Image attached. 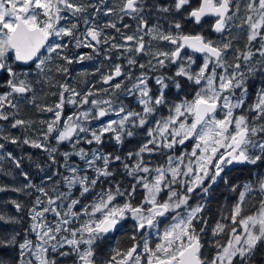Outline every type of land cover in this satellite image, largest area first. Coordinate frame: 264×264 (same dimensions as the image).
<instances>
[{
	"label": "snow or ice",
	"instance_id": "obj_1",
	"mask_svg": "<svg viewBox=\"0 0 264 264\" xmlns=\"http://www.w3.org/2000/svg\"><path fill=\"white\" fill-rule=\"evenodd\" d=\"M150 12L182 13L201 29L211 18L217 38L202 30L185 31L181 21L166 16L150 24L145 15ZM98 15H116L117 20L99 24ZM125 17L135 21L131 34L126 30L133 25L124 23ZM106 29L114 30L119 41ZM242 32L243 49L235 46ZM165 42L167 50L159 47ZM70 45L91 51L70 52ZM113 52L117 60L126 59L127 71L113 63L107 72L97 67L92 73H99L96 83L107 87L91 84L81 91L68 82L73 78L69 66L98 56L112 61ZM141 56L145 62L138 60ZM173 66L171 74L164 71ZM135 69L139 74L134 76ZM258 75L264 76V0H198L195 5L192 0H118V6L109 0H0V87L6 89L0 93V121L26 132L41 126L36 138L23 139L0 126V141L42 150L49 167L58 165L57 153L63 157V164L37 185L23 171L25 157L0 142V175L12 176L3 167L7 161L26 182L0 184V193H36L27 206L17 199L3 201L18 214L27 208L29 223L19 229L20 215L0 212V264H58L68 257L72 264H257V256L264 257V86L251 93V101L249 89ZM37 86L41 92L45 86L57 88L50 93L57 100L37 103ZM172 90L177 99L169 98ZM121 96L136 98L140 110L126 107ZM24 102L51 118H19ZM66 106L73 109L67 115ZM111 116L117 118L104 119ZM93 121L100 123L93 126ZM137 135L144 139L135 150H104L106 140L123 146ZM189 140L194 141L190 151L182 147ZM65 143L71 150L60 152ZM81 144L96 147L86 150ZM155 155L164 162L146 159ZM73 156L83 168L71 161ZM117 165L131 178L127 186L114 180ZM237 166H250L251 175L230 182L229 173ZM61 167L69 174L63 175ZM221 182L236 199L219 210L210 226L208 197ZM141 189L145 194L134 202ZM193 195L199 199L190 204ZM129 219L133 244L101 254L99 242ZM162 221L167 222L163 228ZM151 231L158 240L154 244L145 236ZM208 233L213 239L202 242ZM10 249L17 252L11 260L6 256Z\"/></svg>",
	"mask_w": 264,
	"mask_h": 264
},
{
	"label": "flooded vegetation",
	"instance_id": "obj_2",
	"mask_svg": "<svg viewBox=\"0 0 264 264\" xmlns=\"http://www.w3.org/2000/svg\"><path fill=\"white\" fill-rule=\"evenodd\" d=\"M77 2H80V0H77ZM83 2L84 3L97 2V0H83ZM151 2H152V0H149V3H151ZM156 2L162 3V4H171L173 2V0H156ZM109 3L117 4V6H118V0H109ZM197 3H198V0H192L193 5H195ZM186 11H187V8L184 10V12H186ZM90 12H91V10H90ZM145 15L148 18L150 24L155 22L157 16H166L168 19L174 18L176 20L181 21V23L184 26L185 31L196 32V31L202 30L206 36L212 37L214 39L217 38L216 34L210 30V24L212 23L211 18H205V20L203 21V28L201 29V26L195 25L191 20H186L182 13L172 12L169 14H155V13L150 12V13H146ZM102 17L108 18V20H106V23H108L109 21H116L117 20L116 15H112V16L98 15L95 19L99 24L105 23V21ZM124 23L133 25V28H129V30L134 29L135 21H133L132 19L125 17ZM160 23L163 25V27L165 29L168 28V24L165 20L161 19ZM118 26H120V25L118 24ZM233 31L235 33L237 30L234 29ZM65 39L67 40L68 38H65ZM148 39H149L148 37H145V40H148ZM239 40H243V44L241 45V47H239V48L243 49L245 46V42H246V34L242 32ZM155 43H157V42L153 41L154 47H155V45H154ZM237 43H238V41L235 42V46ZM256 46L258 47L259 45L257 44ZM159 47L167 50V48L170 46L167 45V43L165 42V43L159 44ZM75 51L87 53V52H90L91 50L87 49V48H81L79 50H75V49H72L71 45H70V52H75ZM257 58H259V57H257ZM146 59L147 58L143 57V56L138 57V60L140 62H145ZM114 60H115L114 63H120V61H121L120 64L125 65V71H127L125 59L122 58L120 60H117L116 58H114ZM200 63H201V57L197 56V65H199ZM112 64L113 63H110V61L105 60L103 58V56L95 57L93 60H85L83 63H74L73 65L69 66L73 78L69 79L68 82L70 84H72L73 87H76L77 90H81V91L86 89L87 87H89L91 84H96L97 88H100L102 86L107 87V85H101L99 83H96L98 80V77H99V73H97L95 75H92V73H95V70L97 67H99L102 72H107L111 69ZM83 66H86L85 72L88 73V75L84 76V77H81L79 75V77H81L83 79H80L79 81H77V78H78L77 72L82 70ZM20 68L21 69H27V68H23V67H20ZM33 68H34V66H33ZM164 71L168 74H171L172 72L175 71V67L173 66L172 68L164 69ZM137 74H139V69L134 70V76ZM157 74H159V73H157ZM56 79L60 80L62 82L64 78L57 74ZM150 84L154 85V81H150ZM260 86H264V76L258 75L254 80H252L250 82V89H249L250 90V96H249L250 101L253 99V97L251 96V93L254 92ZM153 90H155V88ZM5 91H6V89L4 87H0V93H3ZM57 91H58L57 88L49 89L45 86L44 92L49 93L47 96H45L44 92L40 91V86H37V92H40L41 97L43 98V101L41 102L42 104L51 105L52 100L56 101L57 97L51 95L50 93L51 92H57ZM188 91L190 92L191 89H188ZM101 95L103 96L104 94L102 93ZM168 95H169L170 99H177V93L174 90L170 91L168 93ZM179 95L183 96V93H181ZM121 99L123 101H125V100L130 101L132 103V106L135 108V110H140L136 98L121 96ZM9 111H11V110L9 109ZM161 114L167 115L166 110H162ZM19 118L26 119V120L38 121L41 119H45L46 114L42 113V112H38L36 110V108H30L29 105L26 102H24L23 104L20 105ZM105 118H107V117H105ZM99 123H100L99 121H93V126H97ZM0 124H2V121H0ZM40 127L41 126L39 124L33 125V129H39ZM33 129L28 130L27 132L29 133ZM5 131L11 133L13 136H18L21 139H23L25 137V134H26V131L23 128H16V129L11 128L9 122H7V128ZM139 131L141 133L143 132L142 129ZM0 142H4V141H0ZM4 143L6 144V150L11 151L17 157H25L24 153L26 150H30V151L34 152L35 154L37 152L40 153V155L36 154V156L38 157L37 159L28 160L27 158H25L23 160V164H27L26 166L31 165L35 168L36 174H33L34 169H32V168H30L29 172L31 173L30 176L34 180H36L38 183L42 181V178H44L48 175H51L50 173H44V170L49 168V166H48L49 161H48V154L47 153L43 152L42 150H38L36 148H31L28 145H23L24 149L22 152H20L23 154H20L17 151H15V145L8 144L6 142H4ZM105 144H108L107 140L105 141ZM139 144H140V141H138L137 147L139 146ZM192 146H193V142L188 141L182 147H183V149L190 151ZM94 147H96V146L95 145L87 146L88 149L94 148ZM87 148H86V150H87ZM105 148H106V146H104V149ZM176 151H177V154H179L181 149L178 148ZM73 159H75L77 161H81L79 158H76V157ZM146 159H150L153 162V164H162L164 162V158L160 155H155V156H151V157L146 156ZM37 164L41 165V167L44 170L41 171L40 169H38L36 167ZM3 167L6 170L12 171V176L0 175V183H5V182L9 183L10 181L23 182V180H24L23 177L19 175V172L18 173L15 172L14 166L10 162H7V161L3 162ZM52 167H53V169H52V172H53L55 170V168H57V165L52 166ZM249 168H250V166H237V168L235 170H233L231 173H229V180L232 182V181H238V179H241V178H245V180L248 179L249 176L251 175ZM243 172H244L245 177H238V175H241V173H243ZM13 177H15V179H13ZM54 179L57 180V177H54ZM211 192H212V189L210 191V194H211ZM220 192H221V190L216 192V193H218V194H216V198H215V199H217L216 205L212 209L210 207H208V209L206 208V215L209 217V225L210 226L212 224H214V222L219 218V216H218L219 210L221 208H224V207L230 205L236 199L235 194L229 192L228 190L222 191L223 194H219ZM142 193H144L142 189L138 190V192H137V194H139V196H141V197L145 194V193L144 194H142ZM35 195H36V193L34 192V190L32 192V196H28V195H25L22 193H14L11 191H9L8 194H0V212H7L9 215H20L23 219V224H21L19 226H15V227H17L19 229L25 228V227H27V225L29 223V219L27 216V208H25L24 212L18 214V213H16L15 208L11 204H4L3 201L10 200V199H17L18 201L22 202L23 204H25L27 206V205H30L32 203V200L34 199ZM198 199H199V197L193 195V199L190 200L189 203L195 204L198 201ZM166 223H167L166 221H162L161 228H163ZM132 224H133V221L131 219L124 221L122 223V225L119 226V228L116 231L109 233L103 240H101L99 242V250L98 251L101 254L106 255L113 248L118 247L121 250H126L127 248H129L133 244V241L131 239V235H132V231H133L132 227H131ZM9 227L11 228L14 226H9ZM145 236L148 238L150 244H154V243L158 242L156 233L154 231H151L150 233H145ZM137 239L141 242V245H142V243H143L142 238L138 236ZM212 239L213 238L211 237V234L208 233L205 235L202 242H205V241L210 242ZM206 247H207V245H206ZM139 250L142 252V247ZM13 251H15V250H12V249L8 250V252H13ZM209 255H211L210 249H209ZM68 258H69V262H70L69 264H72V258L71 257H68ZM58 264H65L63 262V258H61V260L58 261ZM257 264H264V257L257 256Z\"/></svg>",
	"mask_w": 264,
	"mask_h": 264
},
{
	"label": "trees",
	"instance_id": "obj_3",
	"mask_svg": "<svg viewBox=\"0 0 264 264\" xmlns=\"http://www.w3.org/2000/svg\"><path fill=\"white\" fill-rule=\"evenodd\" d=\"M156 14V13H155ZM114 31V30H112ZM238 43L236 44V46L238 47H241V45L243 44V40H237ZM124 104L126 105V107L128 108H131V109H135L133 106H132V103L128 100H125L124 101ZM144 139L143 135H137V136H134L132 138H129L125 141L124 145L123 146H119V145H116L114 143V141L112 140H107L108 141V144H105L104 146H106V148L104 149L105 151H115V152H118L120 154H123V153H126L128 152L129 150H135L137 148V143L138 141H142ZM66 144H61L59 146V150L60 152H64L66 151ZM24 149V146L23 144H19V145H15V151H17L18 153L22 152ZM88 149V148H87ZM57 160H58V165L57 167H59L60 164H63V157L57 153ZM71 161H74L75 164L80 167V168H83V161H77L75 159H71ZM117 168V175L116 177L114 178L115 181H119L122 183V185L124 186H127V184L129 183L130 179L131 178H128L125 176L124 172H123V169L119 167V165L116 166ZM60 172L64 175V173H66V170L64 168H59ZM91 175V173H89ZM238 177H245L244 175V172L241 173V175H238ZM57 180H62V177L60 176H57ZM245 180V178H241V179H238V181H243ZM231 182V181H230ZM7 185H12L11 183H6ZM35 184L39 185L41 184V182H35ZM225 185L223 183H219L217 185H214L213 188H212V192L211 194L209 195L208 197V206H207V209L208 207H210L211 209L216 205L217 203V199L216 198V192H218L219 190H221V192L219 194H223L222 191H225L227 190L225 187ZM48 187H52L51 184L48 185ZM61 189L62 190H66L64 189L63 187V183H61L60 185ZM75 191V194L78 195V189L74 190ZM0 194H8V192L6 193H0ZM51 194V193H50ZM144 194V193H142ZM140 198L141 196H139V194H136V200L134 202H139L140 201ZM87 199H91V196L87 197ZM17 255V252L13 251V252H7L6 253V256L11 260V259H14ZM63 262L65 264H69V258H63Z\"/></svg>",
	"mask_w": 264,
	"mask_h": 264
},
{
	"label": "rangeland",
	"instance_id": "obj_4",
	"mask_svg": "<svg viewBox=\"0 0 264 264\" xmlns=\"http://www.w3.org/2000/svg\"><path fill=\"white\" fill-rule=\"evenodd\" d=\"M102 16V15H101ZM103 19H104V21H105V23H106V20H108V18L107 17H102ZM108 34H111V35H116L117 36V41H119V36H118V34L117 33H115V31H112V29H106L105 30ZM127 32H128V34H131V32L133 31L132 29L131 30H129V29H127L126 30ZM155 46L157 45V43H155L154 44ZM111 55H112V61H110V63H114V58H116V53L115 52H113V53H110ZM126 60V59H125ZM120 63H121V61H120ZM33 68V67H32ZM85 70H86V66H83L82 67V70H80L79 72H77V75H78V78H77V81H79L80 79H83V78H81V77H79V75H80V73H85ZM33 75H34V73H33ZM37 97H38V99H37V103H40V104H42L41 102L43 101V98L41 97V93L40 92H37ZM55 101L54 100H52V103L51 104H53ZM27 103V102H26ZM23 104V103H22ZM28 105H29V107L30 108H35L33 105H31V104H29V103H27ZM87 107V106H86ZM73 111V109H72V107L71 106H66V108H65V115H67V114H70L71 112ZM46 114V118L45 119H50L51 118V116H52V114L51 113H45ZM117 117H115V116H111V117H107V118H105V120H107V119H116ZM0 126H3V128L6 130V128H7V122H4V121H2V124H0ZM38 129H33L31 132H26V134H25V136L27 135V136H30V137H32V138H36L38 135H39V132L37 131ZM189 141H192L193 142V144H194V141L193 140H189ZM188 142V141H187ZM66 144V151H70L71 149H70V146L67 144V143H65ZM87 146H89V145H87V144H82V145H79V147H83V148H87ZM32 148V147H31ZM38 150H40V149H38ZM20 154H23V153H20ZM36 154H38V155H40V153H36ZM36 154L34 153V152H32V151H30V150H26L25 151V153H24V155H25V158H27L28 156H31L32 157V159H37L38 157L36 156ZM79 158V157H77V156H73L71 159H73V158ZM27 164H23V171H26V172H28V174H29V176H30V168H32V169H34V172H33V174H36V171H35V168L33 167V166H31V165H29V166H26ZM15 169V168H14ZM52 169H53V167H49L48 169H45L44 170V173H52ZM15 172L16 173H18V172H20V170L19 169H15ZM69 173L66 171V173H64V175H68ZM31 177V176H30ZM31 180H32V182L33 183H35L36 182V180H34L32 177H31ZM9 183H11L12 185H15V186H21L22 184H24V183H26L24 180H23V182H19V181H10ZM0 184H6V182L5 183H0ZM28 191H30V192H33V190H31V189H29Z\"/></svg>",
	"mask_w": 264,
	"mask_h": 264
},
{
	"label": "water",
	"instance_id": "obj_5",
	"mask_svg": "<svg viewBox=\"0 0 264 264\" xmlns=\"http://www.w3.org/2000/svg\"><path fill=\"white\" fill-rule=\"evenodd\" d=\"M20 67H23V68H28V67H33L34 65H31V66H29V65H19ZM118 228H119V226H118ZM117 228V229H118Z\"/></svg>",
	"mask_w": 264,
	"mask_h": 264
}]
</instances>
